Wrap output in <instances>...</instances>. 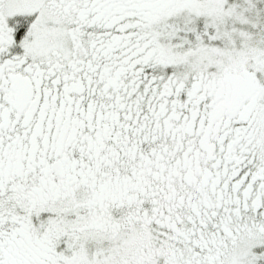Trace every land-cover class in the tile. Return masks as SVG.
Listing matches in <instances>:
<instances>
[{
  "label": "snow or ice",
  "instance_id": "1",
  "mask_svg": "<svg viewBox=\"0 0 264 264\" xmlns=\"http://www.w3.org/2000/svg\"><path fill=\"white\" fill-rule=\"evenodd\" d=\"M0 264H264V0H0Z\"/></svg>",
  "mask_w": 264,
  "mask_h": 264
}]
</instances>
